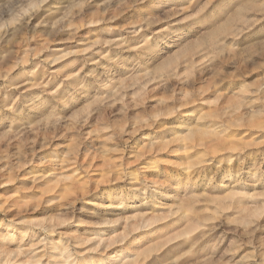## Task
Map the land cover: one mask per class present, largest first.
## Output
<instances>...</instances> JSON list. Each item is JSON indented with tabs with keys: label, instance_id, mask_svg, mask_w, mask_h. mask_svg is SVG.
Masks as SVG:
<instances>
[{
	"label": "rangeland",
	"instance_id": "rangeland-1",
	"mask_svg": "<svg viewBox=\"0 0 264 264\" xmlns=\"http://www.w3.org/2000/svg\"><path fill=\"white\" fill-rule=\"evenodd\" d=\"M0 264H264V0H0Z\"/></svg>",
	"mask_w": 264,
	"mask_h": 264
},
{
	"label": "bare ground",
	"instance_id": "bare-ground-1",
	"mask_svg": "<svg viewBox=\"0 0 264 264\" xmlns=\"http://www.w3.org/2000/svg\"><path fill=\"white\" fill-rule=\"evenodd\" d=\"M61 256V255H60ZM6 259V258H5ZM6 261H8V260H6ZM65 261V260H64ZM63 262V261H62ZM4 263V262H3Z\"/></svg>",
	"mask_w": 264,
	"mask_h": 264
}]
</instances>
